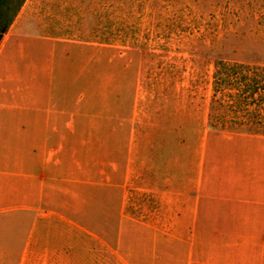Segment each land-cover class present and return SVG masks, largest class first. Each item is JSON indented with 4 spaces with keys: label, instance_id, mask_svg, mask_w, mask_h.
Segmentation results:
<instances>
[{
    "label": "crops",
    "instance_id": "obj_1",
    "mask_svg": "<svg viewBox=\"0 0 264 264\" xmlns=\"http://www.w3.org/2000/svg\"><path fill=\"white\" fill-rule=\"evenodd\" d=\"M26 2L0 40V264H264V134L98 121L76 64L26 61Z\"/></svg>",
    "mask_w": 264,
    "mask_h": 264
},
{
    "label": "rangeland",
    "instance_id": "obj_2",
    "mask_svg": "<svg viewBox=\"0 0 264 264\" xmlns=\"http://www.w3.org/2000/svg\"><path fill=\"white\" fill-rule=\"evenodd\" d=\"M25 15L26 61L63 75L76 64L81 104L98 121L208 119L209 129L264 134L220 119V89L212 95L216 62L264 64V0H27ZM47 33L73 63L51 59Z\"/></svg>",
    "mask_w": 264,
    "mask_h": 264
},
{
    "label": "trees",
    "instance_id": "obj_3",
    "mask_svg": "<svg viewBox=\"0 0 264 264\" xmlns=\"http://www.w3.org/2000/svg\"><path fill=\"white\" fill-rule=\"evenodd\" d=\"M24 0H0V40ZM213 97L220 89V119L264 129V64L220 60L212 74Z\"/></svg>",
    "mask_w": 264,
    "mask_h": 264
}]
</instances>
